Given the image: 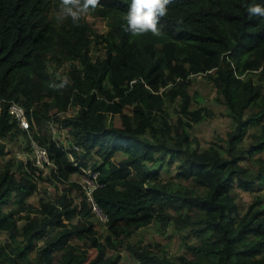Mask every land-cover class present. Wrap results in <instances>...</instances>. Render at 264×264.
Returning a JSON list of instances; mask_svg holds the SVG:
<instances>
[{"label": "trees", "instance_id": "1", "mask_svg": "<svg viewBox=\"0 0 264 264\" xmlns=\"http://www.w3.org/2000/svg\"><path fill=\"white\" fill-rule=\"evenodd\" d=\"M252 2L264 5L170 0L158 36L132 37L129 0H98L76 19L62 0H0V159L5 141L32 137L52 166L46 180L61 185L54 196L38 192L40 168L3 162L0 233L10 242H0V264H124L122 247L138 264H264V18L248 15ZM196 76L233 124L205 147L191 133L212 115L189 93ZM12 102L25 110L29 136L9 115ZM53 123L68 130V150ZM164 164L176 166L175 179L158 178ZM86 170L97 184L90 197L70 180ZM233 185L254 196L242 214ZM92 204L106 217L104 236ZM152 223L159 233L187 229L190 256L130 242Z\"/></svg>", "mask_w": 264, "mask_h": 264}, {"label": "rangeland", "instance_id": "2", "mask_svg": "<svg viewBox=\"0 0 264 264\" xmlns=\"http://www.w3.org/2000/svg\"><path fill=\"white\" fill-rule=\"evenodd\" d=\"M87 18L89 22H93L94 18L90 16V14H87ZM97 23V22H96ZM99 23V22H98ZM103 27L105 28L104 23L100 25L99 31L103 30ZM143 35V34H142ZM142 35H133L132 37H140ZM93 53H95L94 48L91 49ZM64 68V67H63ZM56 71H58V68H55ZM189 93L194 94L197 96V105L198 107H205L208 108L212 115L206 118L204 121L194 125V127L191 129V133H193L194 136H196L200 142L201 146H205L208 144V142L214 141L216 135H220L222 137L225 136V133L228 130L232 129V122L229 119L228 116H226V108L221 105L220 102L216 100L218 97V94L216 93L215 88L212 86V84L198 76L194 77L192 79V84L189 88ZM221 99V98H220ZM219 99V100H220ZM76 108H69V111L67 112V115H74L76 113ZM170 116L171 120L175 119V114L173 112V108H170ZM53 117H55V113L52 114ZM117 117L114 119V124L117 126L118 123ZM51 129L53 131V136L55 140H58L60 144H62L66 150L70 148V135L68 133L67 129H62L59 127L58 124L53 123L51 125ZM252 131V130H251ZM6 142V150L7 154L6 156H3L0 159V166H2L3 162L6 160H12L13 162L20 161L22 163H27L29 161L32 163V157H33V150L31 149V145L24 137L18 138L16 140H7ZM247 141H245L246 143ZM116 159H119V156L116 157ZM42 170V178L38 181L37 191L38 192H47L49 196H54L57 193H59V190L61 188L60 184H56L57 189L54 188V184L50 183L46 180V175L49 174L50 169L52 168L51 164L38 166ZM176 166L174 164H164L162 167V170L159 173L158 178L160 180H171L175 179L174 177V171ZM90 172V170H86L85 172ZM85 172L78 173V174H72L71 181L76 182L80 184L82 187L88 185L89 178L87 175L84 176ZM17 175L19 174L18 170H16ZM85 177V178H83ZM177 182H182L183 188H190L192 185L191 181H182L178 180ZM177 185H174V188H176ZM255 187H253L254 189ZM236 192V203L239 207L240 214H242L246 208L247 205H249L252 201H254V196L251 193H243L240 189H238L235 185H233V192ZM256 191V189H254ZM257 192V191H256ZM262 197V200L264 201V191L261 190L258 192ZM39 199V195L35 194L33 197H29L27 199V202L29 203H35ZM90 220L94 224V228L101 236H104L106 234L105 220L100 219L96 214L94 216H91ZM75 222V219L73 220ZM23 221L19 222V225H22ZM20 238H16V241L18 242ZM142 242L147 243L150 242V244L154 242H158L161 247H163L166 251V255L171 258L175 259L178 256L181 255H187L190 256L189 253L186 250L185 245L186 244H192L195 242V238L191 235H189L188 230H182L177 231L173 225L168 226L166 229H164L163 232L159 233L154 225L152 223L151 225L141 228L136 231L135 234H133L130 238V242ZM0 242H10L8 234L6 233H0ZM37 246L41 245V241H36ZM114 254V253H112ZM110 255V254H109ZM119 256L121 259V262L124 264H138V262L127 252L125 248H120Z\"/></svg>", "mask_w": 264, "mask_h": 264}, {"label": "clouds", "instance_id": "3", "mask_svg": "<svg viewBox=\"0 0 264 264\" xmlns=\"http://www.w3.org/2000/svg\"><path fill=\"white\" fill-rule=\"evenodd\" d=\"M97 3H98V0H84V3L82 5L80 3V0H62L61 7H62V12L64 15H68V16L73 17V19H76L78 16V12L80 10H86L89 7L95 8ZM169 3H170V0H129L128 10H127V13L125 15L126 30L129 31L133 35H142L145 33H151L152 35L158 36L160 34V31H161V27H160L159 22H160L162 17H165L167 15ZM246 10H247V13L249 16L256 17V18H264V5H262L260 3L252 2L247 6ZM196 77H198V76H196ZM12 103H14V102H12ZM19 106L23 109V107L21 105H19ZM24 113H25V110H24ZM25 117H26V113H25ZM11 118L13 120H15L12 116H11ZM15 122L18 126V122L16 120H15ZM28 123H29V121H28ZM29 127H30V123H29ZM18 128L20 130H22L19 126H18ZM50 129H51V126H50ZM22 131H25V130H22ZM51 131H52V129H51ZM25 132L29 136L30 135V128ZM52 137L54 139L53 131H52ZM26 140H27V142L30 143V140H33V139L31 137V138H28ZM33 141L36 143L35 140H33ZM39 147L42 148L41 146H39ZM42 149H44V148H42ZM75 149H77V148H75ZM32 164H33V162H32ZM44 165H47V164L44 163ZM35 166H37V165H35ZM87 196L90 197V195H87ZM92 212L95 214V212L93 210H92Z\"/></svg>", "mask_w": 264, "mask_h": 264}, {"label": "built area", "instance_id": "4", "mask_svg": "<svg viewBox=\"0 0 264 264\" xmlns=\"http://www.w3.org/2000/svg\"><path fill=\"white\" fill-rule=\"evenodd\" d=\"M8 113L18 122V126L22 129L27 131L29 129V123L25 117L24 110L17 105L16 103H10L7 107ZM31 149L33 150V157L32 162L34 165L43 166L45 164H49V160L46 154V151L40 148L33 140H30ZM87 175L89 178L88 185L83 186L87 195H90L91 191L97 187V184L93 181L95 176L91 175V172H85L84 176ZM85 178V177H83ZM92 210L95 214L102 220H105L106 217L101 213L99 208L92 205Z\"/></svg>", "mask_w": 264, "mask_h": 264}, {"label": "crops", "instance_id": "5", "mask_svg": "<svg viewBox=\"0 0 264 264\" xmlns=\"http://www.w3.org/2000/svg\"><path fill=\"white\" fill-rule=\"evenodd\" d=\"M229 119H230V118H229ZM216 136H217V135H216ZM216 136H215V137H216ZM209 142H211V140H210ZM209 142H208V143H209ZM207 145H208V144H206L205 146H207ZM205 146H203V147H205Z\"/></svg>", "mask_w": 264, "mask_h": 264}]
</instances>
